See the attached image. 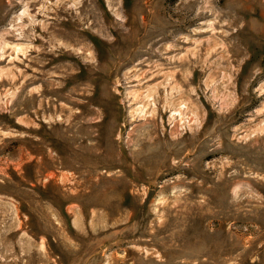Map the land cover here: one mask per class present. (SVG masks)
<instances>
[{"label":"rangeland","instance_id":"1","mask_svg":"<svg viewBox=\"0 0 264 264\" xmlns=\"http://www.w3.org/2000/svg\"><path fill=\"white\" fill-rule=\"evenodd\" d=\"M0 264H264V0H0Z\"/></svg>","mask_w":264,"mask_h":264}]
</instances>
